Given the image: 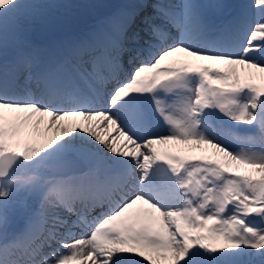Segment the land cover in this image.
<instances>
[{
    "label": "snow or ice",
    "instance_id": "1",
    "mask_svg": "<svg viewBox=\"0 0 264 264\" xmlns=\"http://www.w3.org/2000/svg\"><path fill=\"white\" fill-rule=\"evenodd\" d=\"M72 7L0 0V264H264V0Z\"/></svg>",
    "mask_w": 264,
    "mask_h": 264
},
{
    "label": "bare ground",
    "instance_id": "2",
    "mask_svg": "<svg viewBox=\"0 0 264 264\" xmlns=\"http://www.w3.org/2000/svg\"><path fill=\"white\" fill-rule=\"evenodd\" d=\"M85 1L86 0H83V2H85ZM104 1H107V0H104ZM238 2L247 3V2H249V0H238ZM76 3L72 2L74 7H75ZM74 7H72V9L69 12V15H70L69 17L72 20L74 30H79V29L85 28L86 26L93 24L97 19H99V18L103 17L104 15L110 13V12L103 10V9H100L99 11H97L95 13H92L91 11L87 13V10H84V11L82 10L79 12L78 10L73 9ZM95 7L96 8L101 7V3L99 2V0L96 2ZM62 13H64V11ZM82 16H85L86 19L82 20L81 19ZM37 27H39V31L37 30V28L31 29V31H30L31 38L33 40H35L36 42H39L42 40V43H46L52 37L53 33L51 31H46L40 25H38ZM41 30H43V31H41ZM40 31L43 33V35L39 34ZM176 59H182V56H180L178 54ZM216 66L219 67V65H216ZM238 72L240 74V77H242L245 72L248 73L249 71L243 67L238 66ZM241 80H243V79L241 78ZM255 82L261 83L262 81L257 76ZM174 152H175V150H174ZM179 155H181V156L203 155V156L211 157L213 155V152L203 154V153H187L185 151H181V153ZM76 264H78V261H76Z\"/></svg>",
    "mask_w": 264,
    "mask_h": 264
},
{
    "label": "rangeland",
    "instance_id": "3",
    "mask_svg": "<svg viewBox=\"0 0 264 264\" xmlns=\"http://www.w3.org/2000/svg\"><path fill=\"white\" fill-rule=\"evenodd\" d=\"M97 1L98 0H86L85 2H83V0H57V2L70 4L73 7H74V5L72 4V2H74V3L77 2L73 9H76L79 12L82 11V10L83 11L87 10V13L90 12V11L92 13H95V12L99 11L100 9L106 10L108 12H112L117 5H120V4L125 2V0H107V1L99 0V2L101 3V7L100 8H96L95 4H96ZM71 9L72 8L66 9V10H61V12L64 11V12H66L68 14V16H70L69 12H70ZM81 19L85 20L86 18H85V16H82ZM37 26L38 25H35V26H33V28H37V30L39 31V27H37ZM41 31H43V30H41ZM41 31L39 32V34L43 35V33ZM248 73L245 72L244 75L241 78L243 80H244V78L248 79ZM176 148H178L180 150H185L188 153H203V154H205V153L213 152V150H211V149H208L206 152H201V151H199L197 149H191L189 146H183V145H181L179 147H175L173 149H176ZM70 264H76V261H72V262H70Z\"/></svg>",
    "mask_w": 264,
    "mask_h": 264
}]
</instances>
